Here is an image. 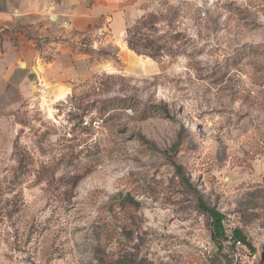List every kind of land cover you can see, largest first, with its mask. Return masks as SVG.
I'll list each match as a JSON object with an SVG mask.
<instances>
[{
    "label": "rangeland",
    "instance_id": "rangeland-1",
    "mask_svg": "<svg viewBox=\"0 0 264 264\" xmlns=\"http://www.w3.org/2000/svg\"><path fill=\"white\" fill-rule=\"evenodd\" d=\"M96 1L102 69L0 113V264H264V0ZM150 14L175 57L123 47ZM198 196L250 249L217 250Z\"/></svg>",
    "mask_w": 264,
    "mask_h": 264
},
{
    "label": "crops",
    "instance_id": "crops-1",
    "mask_svg": "<svg viewBox=\"0 0 264 264\" xmlns=\"http://www.w3.org/2000/svg\"><path fill=\"white\" fill-rule=\"evenodd\" d=\"M100 16L86 0H0V113L27 100L65 97L75 82L99 72L103 60L86 52L81 41L95 35L88 26ZM110 41L104 33L98 36L100 46Z\"/></svg>",
    "mask_w": 264,
    "mask_h": 264
},
{
    "label": "trees",
    "instance_id": "trees-1",
    "mask_svg": "<svg viewBox=\"0 0 264 264\" xmlns=\"http://www.w3.org/2000/svg\"><path fill=\"white\" fill-rule=\"evenodd\" d=\"M157 31L156 16L150 14L140 17L132 25L125 28L124 42L127 49L138 56H145L153 60H157L163 56L175 57L177 51L174 50L172 46L178 40L175 39V37L163 40L161 36H156ZM93 107L96 108L97 115L104 119H108L127 110L133 112L134 109L132 100L126 97L112 98L108 101L96 102ZM162 111L165 113L163 108ZM22 165V160H19L18 166L21 167ZM175 171L185 186L190 188V182L185 178L182 167L176 166ZM196 201L199 212L206 215L210 221L211 242L217 250L222 251L224 244L228 242L224 231L223 215L217 211L216 208L209 206L199 196L196 197ZM232 239L239 241L241 245L250 249L249 244L246 242V239L240 230H232Z\"/></svg>",
    "mask_w": 264,
    "mask_h": 264
},
{
    "label": "built area",
    "instance_id": "built-area-1",
    "mask_svg": "<svg viewBox=\"0 0 264 264\" xmlns=\"http://www.w3.org/2000/svg\"><path fill=\"white\" fill-rule=\"evenodd\" d=\"M224 231H225V235H226V237L228 239V242L234 244L235 246H240L241 245V243L239 241H235V240L232 239V232L227 230L225 225H224Z\"/></svg>",
    "mask_w": 264,
    "mask_h": 264
}]
</instances>
